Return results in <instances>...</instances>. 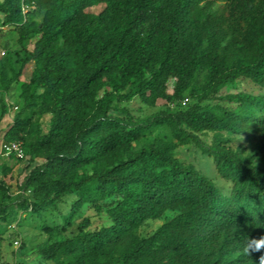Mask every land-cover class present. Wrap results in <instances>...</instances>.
<instances>
[{
    "label": "trees",
    "instance_id": "16d2710c",
    "mask_svg": "<svg viewBox=\"0 0 264 264\" xmlns=\"http://www.w3.org/2000/svg\"><path fill=\"white\" fill-rule=\"evenodd\" d=\"M0 27L20 48L17 71L0 87V124L4 95L17 107L2 141L21 143L24 158L9 157L16 162L40 161L15 197L5 181L13 166L0 163V222L12 204L40 215L66 196L75 203L64 219L86 205L105 208L109 220L90 231L84 219L75 235L39 249L42 260L264 264V247L256 249L264 239V0H1ZM239 80L263 94L220 93ZM135 98L164 109L138 121L113 115L115 103ZM161 128L168 138L147 140ZM222 133L254 146L234 149ZM184 147L212 160L227 196L176 158ZM167 212L176 215L139 236Z\"/></svg>",
    "mask_w": 264,
    "mask_h": 264
},
{
    "label": "rangeland",
    "instance_id": "374dc122",
    "mask_svg": "<svg viewBox=\"0 0 264 264\" xmlns=\"http://www.w3.org/2000/svg\"><path fill=\"white\" fill-rule=\"evenodd\" d=\"M1 1V0H0ZM102 5L96 6L88 10L92 14H97L102 10ZM39 21V17L36 18ZM35 38L33 37L26 43L28 50L33 49ZM0 46L1 49L10 54V59H3L0 56V87L11 77L13 71H17L18 63L16 62L20 48L16 42V34L10 30H2L0 32ZM32 65L28 64L23 70L22 80L28 81ZM169 89L173 86V81H169ZM245 92L251 95L263 94V90L253 85L249 81L239 80L234 85L223 88L220 93L222 95L233 92ZM4 101L7 103L16 102V97L10 98L4 95ZM162 101L153 108L149 107L137 98L129 103H115V111L113 115L120 118H129L133 121H138L151 116L158 110L164 109ZM224 106H229L223 103ZM14 110L7 106V116L0 124V143L2 142V135L9 124L12 123L15 115ZM50 116H46L42 120V130L45 132L48 128V120ZM157 136L168 138V131L164 128L157 129L150 133L147 140H151ZM222 138H228L232 148L245 149L250 151L254 146V140L249 136L232 137L225 133L218 134ZM214 135L206 134L201 136V139L206 143H211ZM176 158L185 164L193 165L203 175L213 181L224 196L228 195L230 184L219 179L211 159L200 154L194 147H184L176 151ZM0 163H6L13 166L12 173L6 177L5 181L10 188V194L15 197L18 194V186L22 183L24 176L40 161L29 165L28 160L16 162L15 159L0 157ZM256 165L262 167L261 164ZM89 173L88 170L85 171ZM75 203L74 196H66L61 202L56 205V209H48L43 211L40 215L26 214L18 208L17 205L12 204L10 209L11 216L5 223L0 222V264H52L45 262L38 254V250L45 248L53 241H61L63 239L72 237L78 232V228L84 219H88L90 227L88 230L92 231L101 227L109 225V220L106 214V209L101 213H96L89 206H83L74 216H67ZM108 203V202H107ZM176 214L167 212L158 221H148L140 230L139 236L146 237L151 235L160 225L172 219ZM52 230L49 235L43 228Z\"/></svg>",
    "mask_w": 264,
    "mask_h": 264
},
{
    "label": "built area",
    "instance_id": "2783aa9c",
    "mask_svg": "<svg viewBox=\"0 0 264 264\" xmlns=\"http://www.w3.org/2000/svg\"><path fill=\"white\" fill-rule=\"evenodd\" d=\"M4 30L0 27V32ZM5 51L1 49L0 46V56H4ZM7 105L14 111L17 110V107L13 105L12 102L7 103ZM10 156H13L17 159H23L24 158V152L23 148L20 142H1L0 143V157H6L9 158Z\"/></svg>",
    "mask_w": 264,
    "mask_h": 264
},
{
    "label": "clouds",
    "instance_id": "9594fccd",
    "mask_svg": "<svg viewBox=\"0 0 264 264\" xmlns=\"http://www.w3.org/2000/svg\"><path fill=\"white\" fill-rule=\"evenodd\" d=\"M261 247H264V239H262L261 241L257 242V244H256V249H260Z\"/></svg>",
    "mask_w": 264,
    "mask_h": 264
}]
</instances>
